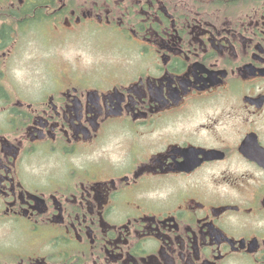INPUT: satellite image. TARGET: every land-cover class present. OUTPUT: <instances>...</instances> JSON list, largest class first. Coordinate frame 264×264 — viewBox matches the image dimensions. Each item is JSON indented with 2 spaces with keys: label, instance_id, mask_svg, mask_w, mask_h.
<instances>
[{
  "label": "flooded vegetation",
  "instance_id": "obj_1",
  "mask_svg": "<svg viewBox=\"0 0 264 264\" xmlns=\"http://www.w3.org/2000/svg\"><path fill=\"white\" fill-rule=\"evenodd\" d=\"M0 264H264V0H0Z\"/></svg>",
  "mask_w": 264,
  "mask_h": 264
},
{
  "label": "rangeland",
  "instance_id": "obj_2",
  "mask_svg": "<svg viewBox=\"0 0 264 264\" xmlns=\"http://www.w3.org/2000/svg\"><path fill=\"white\" fill-rule=\"evenodd\" d=\"M33 29L36 31V29H42V27H41V25H35L33 27ZM35 31L31 37V39H32L31 43H28V45L32 46L34 56H35L37 50H35V48L33 49V46H36L38 48H42L44 46V44L46 43L43 39L44 36L42 37L39 33H35ZM79 45H81V43H79ZM60 49L61 48L58 47V50H60ZM62 50L63 51H70V52H67L64 54L68 55V56H72L73 58H76L74 60L77 62L78 66L81 69L83 68L85 70H88L87 72L91 71V68H93L95 66H106V65H108L112 61L113 56H114V54L109 53V52H106V53H94V52H90V51L74 52L73 50H70L68 48H63ZM107 62H109V63H107ZM16 66L19 67V64H16ZM17 67H16V69L13 68L14 73L16 71V73L18 75L17 77H15V80H18L23 84V81H25L24 80L25 75H23L17 69ZM47 81H48V78L43 80V79H41L40 76H37V74H34L32 76V81H31V83H29V81H28L27 86L30 88L31 94L33 97H35L37 94L39 95V93L42 89H46L47 87H49V84H48L49 81H48V83H47Z\"/></svg>",
  "mask_w": 264,
  "mask_h": 264
}]
</instances>
